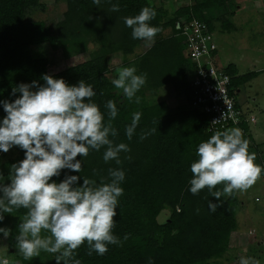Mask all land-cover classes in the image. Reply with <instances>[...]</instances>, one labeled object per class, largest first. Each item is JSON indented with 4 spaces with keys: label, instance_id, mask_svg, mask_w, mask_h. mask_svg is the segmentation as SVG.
Returning <instances> with one entry per match:
<instances>
[{
    "label": "trees",
    "instance_id": "trees-1",
    "mask_svg": "<svg viewBox=\"0 0 264 264\" xmlns=\"http://www.w3.org/2000/svg\"><path fill=\"white\" fill-rule=\"evenodd\" d=\"M61 1L64 4L61 19L49 25L27 18L29 12L42 9L39 0H0V100L14 101L20 93L13 96L12 88L20 83L38 81L44 84L41 77L49 74L48 59L32 57L31 50L46 45L51 52L60 51L64 60L83 53L88 56L85 61L49 75L63 78L69 85L81 79L92 85L96 92L92 101L100 107L105 120V103L108 100L116 103L118 115L112 123L118 136L112 139L130 148L129 152L120 153L121 164L105 163L104 149L92 150L85 158L77 157L82 161L80 173L66 169L60 176L53 177L56 183L67 175L80 176L79 184L83 183V178L96 183L103 179L108 183L109 168L125 172L120 184L123 195L118 198L113 229L121 243L108 245L103 256L95 252L89 256L85 242L77 250L76 258L81 264H212L227 250L229 235L236 227L239 200L236 193L216 201L207 188L197 195L189 190L190 166L198 159V145L214 133L206 131V116L190 108L188 102V80L194 72V64L188 59L180 28L192 20L205 24L210 32L213 22H218L221 29L228 28L229 24L218 16L227 10L226 0H190V4L174 10L155 6L151 0H101L99 6L93 0ZM113 4L119 5L118 12L110 10ZM143 7L156 11L149 23L160 29L145 50H141L145 41L133 39L132 30L124 23V17L138 15ZM165 31L168 33L164 36ZM116 55L120 56L121 64L109 68L108 57ZM123 67L136 68L138 75L146 74V84L136 94L141 98L139 104L134 98L129 101L122 90L111 83ZM224 72L230 77L229 90L234 92L255 76L254 73L239 76L231 65L225 67ZM163 87L181 97L183 103L170 107L164 101H156L154 96ZM234 107L241 118L248 117L236 99ZM134 112L142 114L141 120L132 139L128 140L125 128L130 125ZM5 115L0 105L1 121ZM231 128L243 131L244 138L249 141V153L256 155L255 163L264 166L248 133V122L228 124L219 131ZM143 133L151 134L141 140ZM14 155L11 151L7 155L0 152V174L3 176L0 183H10L11 165L24 159L25 154L17 147ZM216 190H222V186H217ZM209 201L220 205L215 212L209 209ZM161 211H166L167 216L157 222ZM25 212V209L14 210L11 215L5 214L0 223V227L11 229V235L5 240L16 253L18 264H56L52 254L42 252L37 258L24 260L18 253L14 238Z\"/></svg>",
    "mask_w": 264,
    "mask_h": 264
},
{
    "label": "clouds",
    "instance_id": "clouds-1",
    "mask_svg": "<svg viewBox=\"0 0 264 264\" xmlns=\"http://www.w3.org/2000/svg\"><path fill=\"white\" fill-rule=\"evenodd\" d=\"M93 3L99 6L101 0ZM110 10L118 12L119 5L113 4ZM155 16L154 9L143 7L138 15L124 17L125 25L132 30V38L154 42L160 29L150 26L149 22ZM136 73L134 67H123L111 83L129 101L134 98L139 104L141 98L136 94L146 84V74ZM41 79L43 85L33 81L13 87V96L20 93L14 101L0 100L6 113L0 121V152L19 147L25 154L24 159L11 165L10 183H0V223L5 214L25 209L14 238L24 260L37 258L43 252L54 255L56 264H81L76 255L85 242L89 256L93 252L103 256L108 245L121 243L113 229L125 172L109 168L108 183L103 179L96 183L83 178L79 184L80 176L76 175H67L56 183L53 177L66 169L80 173L82 161L77 157L85 158L92 150L104 149V162L115 161L119 165L120 153L129 152L130 148L112 139L118 136L112 123L118 115L114 101L108 100L104 105L105 120L100 107L92 101L96 96L92 85L82 79L69 85L63 78L49 74ZM141 115L132 113L131 123L125 128L128 140L135 134ZM150 134L143 133L140 139ZM196 155L198 159L190 166L189 190L197 195L207 188L216 201L222 196L247 191L264 172V166L255 163V153H249V141L240 128L216 131L198 145ZM217 186H222V190L214 191ZM219 206L209 201L212 212ZM0 233L6 239L11 229L0 227ZM0 264H9V260L0 259ZM239 264H259V261L241 257Z\"/></svg>",
    "mask_w": 264,
    "mask_h": 264
},
{
    "label": "rangeland",
    "instance_id": "rangeland-1",
    "mask_svg": "<svg viewBox=\"0 0 264 264\" xmlns=\"http://www.w3.org/2000/svg\"><path fill=\"white\" fill-rule=\"evenodd\" d=\"M151 1L155 6H167L173 10L190 4V0ZM226 2L227 10L218 13V16L225 20L229 27L221 29L218 22H213L212 39L216 48L213 64L222 69L231 65L239 76L255 74L239 88L235 99L244 115L253 119V123L248 121V133L264 162V0ZM39 3L42 9L29 12L28 19L44 21L49 25L60 21L64 11L61 0H39ZM167 33L168 31H165L163 35ZM149 45V42L143 43L141 50H145ZM31 53L32 57L45 56L48 59L46 69L49 74L85 61L88 57L87 53H83L64 60L60 51L51 52L46 45L31 50ZM120 64V56L108 57L109 68ZM154 99L158 102L164 101L170 107L183 103L182 98L174 96L167 87L158 90ZM16 148L10 150L12 156L16 155ZM235 193L239 200L236 227L229 235L226 252L212 264H239L241 257L264 264V177L257 180L247 191ZM166 216V211H161L156 217L157 222L163 221ZM16 257L5 238H0V259L7 258L9 264H18Z\"/></svg>",
    "mask_w": 264,
    "mask_h": 264
},
{
    "label": "built area",
    "instance_id": "built-area-1",
    "mask_svg": "<svg viewBox=\"0 0 264 264\" xmlns=\"http://www.w3.org/2000/svg\"><path fill=\"white\" fill-rule=\"evenodd\" d=\"M186 45L188 59L194 64V72L188 80L190 108L207 118L208 133H215L228 124L237 125L241 120L251 123V117L241 118L235 109L234 90H229L230 77L222 68L213 64L215 45L212 32L206 25L192 20L180 28Z\"/></svg>",
    "mask_w": 264,
    "mask_h": 264
},
{
    "label": "flooded vegetation",
    "instance_id": "flooded-vegetation-1",
    "mask_svg": "<svg viewBox=\"0 0 264 264\" xmlns=\"http://www.w3.org/2000/svg\"><path fill=\"white\" fill-rule=\"evenodd\" d=\"M238 92H239V89H238V90H236L235 94H237Z\"/></svg>",
    "mask_w": 264,
    "mask_h": 264
}]
</instances>
